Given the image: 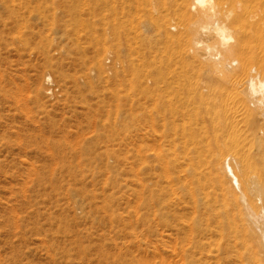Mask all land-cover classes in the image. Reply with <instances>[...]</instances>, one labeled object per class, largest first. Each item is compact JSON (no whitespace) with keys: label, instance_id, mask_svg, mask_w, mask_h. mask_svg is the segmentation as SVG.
Here are the masks:
<instances>
[{"label":"rangeland","instance_id":"1","mask_svg":"<svg viewBox=\"0 0 264 264\" xmlns=\"http://www.w3.org/2000/svg\"><path fill=\"white\" fill-rule=\"evenodd\" d=\"M105 11L0 0V264L182 263L135 179L146 134L113 74Z\"/></svg>","mask_w":264,"mask_h":264},{"label":"bare ground","instance_id":"2","mask_svg":"<svg viewBox=\"0 0 264 264\" xmlns=\"http://www.w3.org/2000/svg\"><path fill=\"white\" fill-rule=\"evenodd\" d=\"M104 4L113 74L146 134L135 179L165 210L172 257L264 264V0Z\"/></svg>","mask_w":264,"mask_h":264}]
</instances>
